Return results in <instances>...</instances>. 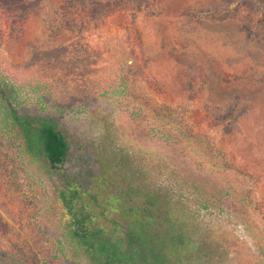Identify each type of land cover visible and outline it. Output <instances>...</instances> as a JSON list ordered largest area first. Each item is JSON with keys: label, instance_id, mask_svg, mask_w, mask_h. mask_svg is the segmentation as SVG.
<instances>
[{"label": "rangeland", "instance_id": "rangeland-1", "mask_svg": "<svg viewBox=\"0 0 264 264\" xmlns=\"http://www.w3.org/2000/svg\"><path fill=\"white\" fill-rule=\"evenodd\" d=\"M0 79L20 113L57 123L78 204L108 231L137 204L119 197L118 161L143 175L177 165L161 137L185 120L240 181L224 195L194 179L198 264H264V0H0ZM2 129L0 264H86L58 242V174Z\"/></svg>", "mask_w": 264, "mask_h": 264}, {"label": "trees", "instance_id": "trees-1", "mask_svg": "<svg viewBox=\"0 0 264 264\" xmlns=\"http://www.w3.org/2000/svg\"><path fill=\"white\" fill-rule=\"evenodd\" d=\"M5 87L0 79V133L2 128L12 132L20 141L25 159L40 160L46 164L49 175L59 176L55 198L67 219L62 223L58 242L67 243L69 250L86 264H198L202 247L194 239L197 225L192 212H188L189 200L197 191L194 179L202 174L215 178L221 185L226 184L220 193L224 195L231 188L232 193L240 189L234 187L240 182L239 173L219 149L203 144L189 129L186 132V121L180 118L178 123L168 125L166 136L161 137L166 146L178 150L177 165L171 162L161 166L160 161L152 165L151 172L143 170V175L140 168L127 170L123 159L118 161L119 170L125 171L123 182L127 184L119 197L137 204L122 209V221H112L113 229L108 231L94 225L95 217L88 212L87 205L78 204L79 187L64 167L69 144L57 123L39 115L20 113L14 106L13 91ZM157 109L154 106L152 113ZM162 167L167 171L160 181L157 170ZM241 193L245 200L249 190Z\"/></svg>", "mask_w": 264, "mask_h": 264}]
</instances>
